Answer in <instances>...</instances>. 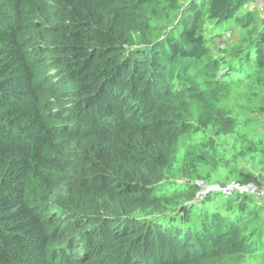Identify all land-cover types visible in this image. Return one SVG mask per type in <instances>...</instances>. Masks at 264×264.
<instances>
[{"label":"trees","instance_id":"1","mask_svg":"<svg viewBox=\"0 0 264 264\" xmlns=\"http://www.w3.org/2000/svg\"><path fill=\"white\" fill-rule=\"evenodd\" d=\"M249 2L0 0V264H264Z\"/></svg>","mask_w":264,"mask_h":264},{"label":"rangeland","instance_id":"2","mask_svg":"<svg viewBox=\"0 0 264 264\" xmlns=\"http://www.w3.org/2000/svg\"><path fill=\"white\" fill-rule=\"evenodd\" d=\"M248 5L252 10L259 11V13H264V0H250ZM219 31H221V29H219ZM233 187H237V186L233 185ZM243 189L250 190V191H256L255 188L252 190L251 187H249L248 189H245V188Z\"/></svg>","mask_w":264,"mask_h":264},{"label":"built area","instance_id":"3","mask_svg":"<svg viewBox=\"0 0 264 264\" xmlns=\"http://www.w3.org/2000/svg\"><path fill=\"white\" fill-rule=\"evenodd\" d=\"M253 190V188H251ZM259 194L264 196V189L258 191Z\"/></svg>","mask_w":264,"mask_h":264},{"label":"clouds","instance_id":"4","mask_svg":"<svg viewBox=\"0 0 264 264\" xmlns=\"http://www.w3.org/2000/svg\"><path fill=\"white\" fill-rule=\"evenodd\" d=\"M250 187L254 189V187H252V186H250ZM231 188H232V187H231ZM231 188L227 189V191H230V190H231Z\"/></svg>","mask_w":264,"mask_h":264},{"label":"water","instance_id":"5","mask_svg":"<svg viewBox=\"0 0 264 264\" xmlns=\"http://www.w3.org/2000/svg\"><path fill=\"white\" fill-rule=\"evenodd\" d=\"M215 187H216V186H214V187H210V188H208V190H209V189H212V188H215Z\"/></svg>","mask_w":264,"mask_h":264}]
</instances>
